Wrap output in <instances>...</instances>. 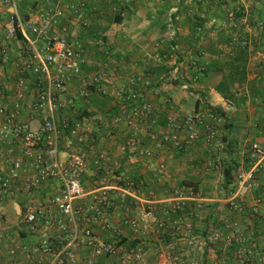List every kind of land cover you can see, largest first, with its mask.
Masks as SVG:
<instances>
[{
	"label": "crops",
	"instance_id": "1",
	"mask_svg": "<svg viewBox=\"0 0 264 264\" xmlns=\"http://www.w3.org/2000/svg\"><path fill=\"white\" fill-rule=\"evenodd\" d=\"M79 1L15 0V12L0 4V39L5 48V55L0 54V87L5 94L2 105L10 108L15 100L13 90H16V84H13L12 79L18 71L13 66V61L21 62L31 56L25 42L17 37L9 39L5 35V29L12 25L15 17L32 23L42 10L65 8ZM87 1L89 4L94 3V0ZM218 2L201 0L199 3H192L188 0L180 7L178 1L175 4L176 2L171 0H125V5L119 7V15L122 17L120 23H111L109 26L102 20L84 18L88 23L92 22L103 29H100L101 33L87 40L90 46L84 45L83 50L81 48L84 54L82 68L84 71L101 68L100 71L106 76L102 89L107 94L103 96L97 93L89 82V98L83 106L88 113L87 117L90 120H100L105 129L102 127L98 131L94 126L97 121L89 120L88 124L86 123L88 133L85 142L94 139L99 142L98 145L87 146L88 148H83L85 143L76 145V150L74 148L72 153L86 155L88 159V168L82 176V182L88 192L95 189L97 180L104 177V171L110 185H117L122 178H130V175L135 178L132 179L135 186L134 200L113 197L121 209L117 207L107 211L112 230L119 226L121 210L126 208V203L133 206V213H140L147 203L151 202L155 220L166 223L167 232L162 236L152 223L148 230L143 231L133 241L129 231L123 228L126 238L119 239L123 240L120 245L125 250L129 247H141L146 255L143 264H171L167 255L178 253L184 247L185 264H239L238 260L231 256L232 248L226 249L223 244L226 235L234 234L225 228L226 222L236 223L241 229V243H246L250 264H264V161L252 189L238 199L242 210L234 211L230 203L236 191L237 173L250 168L248 151L251 143H264V62L260 60L263 52H259L264 47L261 42L258 51L248 53L246 50L237 49L233 46L236 31L224 28V24L230 21L227 17L232 14H245L243 19L233 17L234 21L250 38L261 41L264 39V23L260 21L264 16V9L257 11L253 17L245 8L244 11L235 8L232 13L228 10L221 11ZM230 6L228 8H231ZM243 6L246 7L245 4ZM168 11H178L179 16L184 14L180 19L176 16L178 23L176 19L174 21L173 16V29L168 27V16H165ZM84 12L88 11L84 10L78 15L66 11L60 24L69 23L71 15L72 19L74 16L82 18ZM75 23V20L71 21L68 31L74 33L77 39H82V33L77 28L73 29ZM252 25L258 26L261 31L255 33V30L251 29ZM166 40L178 41L180 45L171 44V49H167L166 44L162 45ZM92 41H96V44ZM174 47L176 50L179 47L186 55L185 78L190 80L194 75H198L196 82L187 83L190 84V89L185 92L178 84L160 81L161 73L166 72V66L153 69L174 51ZM96 51L108 52L114 57L98 60ZM181 52L179 53L182 54ZM157 58L160 60L157 61ZM256 60L257 65L253 63ZM174 62L175 60L168 61L165 64ZM79 77L72 78L77 79L75 82L80 85L76 86L77 89L85 86V82ZM26 78H32L33 81L35 79L30 73ZM131 78L139 79L132 90L143 93L144 99L151 103L153 110L143 120L128 126L125 123L117 124L114 119L124 108L116 91ZM72 79L66 86L64 98L72 99L77 104L78 97L71 95L75 91ZM67 95L72 97L67 98ZM96 99L101 100L104 106H94ZM173 107L179 112L185 111V115L207 107L217 109L221 119L216 125L221 141L218 151L209 153L202 141L183 151L174 150L169 142L164 143L162 139L167 134L166 118L171 114ZM75 108H78L77 105ZM22 118L28 119L27 112H23ZM152 120L156 122L155 125H151ZM93 130L96 133H93ZM153 134L163 144L162 147H156V142L151 140ZM149 147L153 148L152 159L141 155V151ZM5 148L6 144L0 148L2 169L6 168ZM61 149L63 151V148ZM98 155L105 158L104 168L96 170L93 162ZM160 164L165 166L163 173H158ZM108 169L110 172L115 170V174L111 175ZM88 183L95 187H87ZM139 184L141 187L136 188ZM56 186V182L46 183L41 189L42 195L54 193ZM181 187H184L185 191L194 192L203 207L197 212L195 203L187 202L183 210L167 217L166 211L170 209L169 201L173 192ZM89 198L86 199L85 206ZM26 200L24 192H14L12 196L0 199V263L15 260L21 264H36L37 255H34L32 249L44 235L57 247L61 243L57 240L59 234L53 229L45 233L41 227L32 229L22 222V205ZM92 226L101 238L112 240L113 235L109 233L111 229L103 231L99 226ZM214 232L218 233L221 239L213 240L211 236ZM11 250L16 252L13 259L9 254ZM76 254L83 259L88 255V250L82 248ZM99 264H104V261Z\"/></svg>",
	"mask_w": 264,
	"mask_h": 264
},
{
	"label": "built area",
	"instance_id": "2",
	"mask_svg": "<svg viewBox=\"0 0 264 264\" xmlns=\"http://www.w3.org/2000/svg\"><path fill=\"white\" fill-rule=\"evenodd\" d=\"M0 4L16 11L15 0H0ZM84 10L86 1L80 0L65 8L42 10L32 23L15 17L12 25L5 29L6 37L11 40L16 38L17 32L20 33L31 51V56L17 65L20 78L16 84L15 100L10 108L2 105L5 94L0 87V148L6 144V168H0V199L10 197L14 192H24L27 200L22 205V222L32 229L41 227L45 233L53 229L59 234L57 240L61 243L58 247L47 235L35 243L32 251L37 255L36 264H99L101 261L104 264H143L146 255L141 247L126 251L116 241L101 238L92 226H99L103 231L111 229L107 211L113 209V197L134 200V181L122 178L119 184L110 185L104 178H99L95 189L86 191L82 176L89 163L84 156L72 153L75 145L85 143V124L79 121H59L61 110L74 106V100L65 99L64 93L70 79L80 76L84 64L81 46L75 34L60 26V23L66 11L77 15ZM175 13L176 11L168 16L169 28H173ZM175 19L178 17H174ZM230 25L238 31L237 23L232 17ZM241 39V48L245 50L249 42L245 36ZM105 53L108 55V52ZM0 54L5 55L4 42L1 39ZM260 60L264 62V53L260 55ZM28 73L34 76L33 82L26 78ZM104 81L103 73H97L90 79L94 91L103 96L107 94L102 89ZM136 82L139 79L131 78L116 91L124 106L120 115L114 119L117 124L133 126L153 110L151 103L144 99L143 93L132 90ZM30 84L33 85L32 90H29ZM181 88L188 90L187 84H183ZM79 96L86 101L89 91L82 89ZM23 112H27V120L22 118ZM219 122L216 110L211 107L186 115L170 114L166 118L167 134L162 140L164 143H171L175 150L183 151L193 147L201 139L209 153L217 152L221 146L216 131ZM155 123L154 120L151 121V125ZM150 138L156 142V147H162L163 144L154 134ZM248 153L250 168L237 173L236 191L230 202L231 208L238 212L241 211L238 199L249 193L256 175L263 167L264 143H251ZM141 155L152 159L153 148L141 151ZM104 160L103 155L95 157L93 165L96 170L104 168ZM164 169L165 166L160 164L158 173H163ZM52 182L57 183V190L50 195H42V187ZM192 201L195 203V211L199 212L203 204L194 192L185 191L184 187L176 189L169 201L170 209L166 211V216L170 217L171 214L183 210L186 203ZM152 223L156 229L166 231V223L155 220L151 202L140 213L124 221L134 237L147 230ZM224 226L234 233L224 237L226 243L239 242L242 239L236 223L226 222ZM211 237L213 240L221 239L216 232ZM82 248L88 250V255L83 259L76 254ZM9 254L12 259L16 256L14 250ZM167 259L170 263L179 261L178 257ZM0 264L21 263L11 260Z\"/></svg>",
	"mask_w": 264,
	"mask_h": 264
},
{
	"label": "rangeland",
	"instance_id": "3",
	"mask_svg": "<svg viewBox=\"0 0 264 264\" xmlns=\"http://www.w3.org/2000/svg\"><path fill=\"white\" fill-rule=\"evenodd\" d=\"M85 1H86V10L88 12H84L85 15L82 18L81 17L79 18L78 16H74V18L72 19L73 15H71V18H70L69 23H67V24L65 23L63 25L60 24L62 27H66L69 30L68 25L71 24V21H74L75 20L76 23H75V26H73V29H76L77 28V30L79 32H81L82 35H83V38L82 39L81 38H78V39L76 38V40L78 41V43L82 46L81 47L82 50L84 49V45L86 47L87 46H90V43H88L87 40L91 39V36L97 35V34L101 33L100 32V29H103V28H101V26L97 27V25H94V23L92 24V22H91V24L88 23L87 21L84 20V18L85 19H93L94 21H96V20H100L101 21L102 20L103 22L108 23L109 26H110L111 25V20L113 19V17L115 15H118L120 13L119 7H121L122 4H124V1L125 0H94V3H91V4H89L87 0H85ZM171 1L176 2L175 4H177V1H178V5H180V7H181V5H183L185 3V1L187 2L188 0H171ZM190 1L192 3H199V2H201V0H190ZM218 1H219L218 2L219 3V6L218 7H219V9H222L221 11H223V10L224 11L225 10L227 11L228 10V11H230L232 13V11L235 8H239L242 11H244L246 9L247 10V13L249 15L253 16V17L255 16V14H257V11H259V10L262 11L264 9V0H218ZM243 4H245L246 7H244ZM229 6L231 8H228ZM219 9H218V11H219ZM170 13L168 11V13H166L165 16H169ZM178 14H180V13L178 11H176V13L173 14V15H175L174 17H176V16H179ZM244 15L245 14H232V16H230V17H227L226 16V17H227V19H231V17L232 18L235 17L236 19H238V18L240 19ZM183 16H184V14L183 15L181 14L179 16V19H180V17H183ZM179 19L176 20L177 23H178ZM227 22L228 23L224 24L225 25L224 28L227 29V30L233 29V27H231V25H230V21L228 20ZM260 22L261 23L262 22L264 23V16H262V19H261ZM246 24H248L247 20H246ZM175 26H177V25L175 24ZM237 26H238V24H237ZM171 29H173V28H171ZM225 29H224V31H225ZM251 29L252 30H255V33L261 31L258 28V26H256V25L255 26L252 25ZM233 30L236 31V29H233ZM56 32L57 31H53V33H56ZM263 32H264V30H263ZM236 33L237 34L234 37V41L233 40L232 41H233V46L234 47H237V49H242L241 48V45H240V42L242 41L241 38L243 36H245L246 37V40L249 42V44L245 47V50L248 51V53L250 51H253V52L256 51V50L258 51L261 48V44H262V47H264V39H262L260 41L259 39L258 40H254L252 37L250 38V36L247 35L246 32H243L242 30H240V27L239 26H238V31H236ZM95 42L96 41H94L93 43H95ZM163 44H166L167 45V49L168 48L171 49L170 48L171 47V44L173 46H175V45L176 46H179L180 45L178 41L177 42L176 41L172 42V40H166L165 42L162 43V45ZM96 48H99V46L97 45ZM179 52H181L180 48L178 47V49L176 50L175 47H174V51L170 52V54L167 55V58L166 59H163L164 60L163 62L157 63V65L154 66L155 68H153V69H160V67H163L164 68L166 66L167 67L166 68V72H162L161 73L162 78H161L160 81L161 82L163 81V82H166V83L172 84V85L178 84L179 87H180V89L185 92L187 90L182 89L181 86L183 84H187V83H190V82H196L197 79H198L197 78L198 75L197 76L194 75V77L192 79H190V80H188L187 78H185V56L186 55H185L184 52L183 53L181 52L182 54H180ZM259 52H263L264 53V49L262 51L259 50ZM96 53H97V56L96 57H97L98 60H100V59H105L106 60V58H112V57H114V55H111V54H108L107 55L104 51H98V52L96 51ZM82 55L84 56V54H82ZM84 59H86V53H85V58ZM178 59H179V61H178ZM187 59H189V58H187ZM173 60H175L174 63H172V64H165V62L173 61ZM13 63H14L13 66L15 67V69H17V65H19L20 62L18 60H14ZM253 63L255 65H257V60L254 61ZM100 70H101V68H98V67L91 68V70H89V71H84V68L81 69V74H80V77L79 78H80L81 81H84L85 82L84 88L86 90H88L89 87H90L89 86V82H90L91 77L94 76L97 73H102ZM19 78H20V75L17 72L16 76H14V78L12 79L13 84H17ZM104 79H106V76L105 75H104ZM165 79H168V80H165ZM29 80L31 82H33L32 78H30ZM76 80L72 79V81H71L73 83L74 89H75L74 93L71 94V95L75 96L76 98L78 97V99H77L78 102H77V104H75L76 101H73L74 102V106L73 107H68V108L62 109L61 112H60V114H59V121H67L69 123H72L74 121H79V122H83L85 124V128H87L86 127V123L88 124V122H89L90 119H89V117H87L88 113H87V111L85 110V108L83 106L84 104H86V101L82 100L80 98V96H79L80 90L81 89H84V88H78L77 89L76 86L77 85L80 86V85L77 82H75ZM189 85L190 84H187L188 89H190V86ZM32 89H33V85L30 84L29 85V90H32ZM13 91H14V94L16 95V90H13ZM71 95H67L66 97L67 98L72 97ZM88 98H89V96H88ZM76 105H77L78 108H75ZM93 105L100 108V107L104 106V103H102L101 100L96 99V100H94ZM3 106H6V105H3ZM173 106L176 107L175 105H173ZM174 107L170 111L171 112V115H176V114H178V115H185V111H180L179 112ZM207 108H204V109H207ZM211 108H213V107H211ZM213 109L214 110H217L215 108H213ZM200 110H202V109H200ZM195 111H198V110H195ZM217 114H218V116L220 118L219 112H217ZM85 120H86V122H85ZM90 121L91 122L97 121V125H94V126L98 129V131H99V129L101 130L102 127H103V125H104V124H101V122H99L100 120H90ZM220 121H221V119H220ZM98 123H99V125H98ZM103 129H105V128L103 127ZM86 133H88V132H85L84 133L85 136H86ZM93 133H96V132L93 130ZM91 137H92V135H91ZM199 141H202V140L200 139ZM98 143L99 142L96 141V140H94V139H92V141H91V139H89V141H87V143L85 142V145L83 144L84 145L83 148H85V147L88 148V147H91V146H97ZM74 148L76 150V145L74 146ZM84 157L87 159L86 155ZM101 171H103V170H101ZM108 171L110 172L109 169H108ZM114 172H115V170H112V172H110L111 175L115 174ZM105 175L106 174H105V171H104V175H103L104 177H102V178H104L105 180H107V178L105 177ZM128 175H130V174H128ZM130 178L131 179H135L134 177H132V175H130ZM92 186L93 187H91V185H89V183L87 184V187H90L91 189H93L95 187V185H92ZM140 187H141V185L139 184L138 187H136V188H140ZM115 199L113 198V200H112L113 201V208H117L118 207V209L120 210L121 209L120 208L121 206H118L117 205V203L114 201ZM125 207H126L125 209H127L128 211H126L125 209L124 210H121L122 215H120L121 218H120V221H118V225L119 226L117 228L113 229V230L111 229L110 232H109V233H111V235H113L112 238H111L112 239L111 241H116L119 244L123 242V240H119V239H125L126 238L124 236V234H123V233H126V231L124 229H127L129 231L128 233L131 234V238H132L131 240L132 241L134 239H137V237L140 236L139 235L137 237H134L132 235L130 229L126 225H124V221L127 218H130L134 214H137L135 212L133 213V206L130 205L129 203H126L125 204ZM240 207H242V206L240 205ZM241 210H242V208H241ZM156 231H158L159 235H161V236L167 232V230L165 232H163L162 230H158V229H156ZM240 233L242 235L241 229H240ZM241 240H243V238ZM241 240L239 241L240 243H237L235 241H233L232 243H226L223 240V244H224V247L226 249L227 248L228 249H231L232 248L231 256H233L236 260H238V263L239 264H250V262H249V255H248V252H247L248 249L246 247V243H241ZM131 249L132 248L129 247V249H126V251H129ZM226 255H228V254H226ZM173 257H178L179 261L178 262H172L171 264H185V247L182 249V251H180L178 253H175V254L171 253V254L167 255V258H171L172 259Z\"/></svg>",
	"mask_w": 264,
	"mask_h": 264
},
{
	"label": "trees",
	"instance_id": "4",
	"mask_svg": "<svg viewBox=\"0 0 264 264\" xmlns=\"http://www.w3.org/2000/svg\"><path fill=\"white\" fill-rule=\"evenodd\" d=\"M22 19V18H21ZM23 20V19H22ZM24 21V20H23ZM122 21V17H121V15H115L114 17H113V19L111 20V23H120ZM16 37L19 39V40H22V41H24L23 39H22V37L20 36V33H16ZM216 112H219L218 110H216Z\"/></svg>",
	"mask_w": 264,
	"mask_h": 264
},
{
	"label": "water",
	"instance_id": "5",
	"mask_svg": "<svg viewBox=\"0 0 264 264\" xmlns=\"http://www.w3.org/2000/svg\"><path fill=\"white\" fill-rule=\"evenodd\" d=\"M25 21H27V17H26Z\"/></svg>",
	"mask_w": 264,
	"mask_h": 264
}]
</instances>
